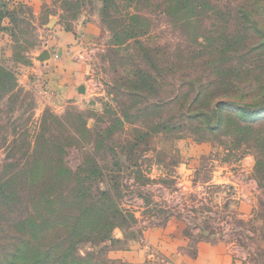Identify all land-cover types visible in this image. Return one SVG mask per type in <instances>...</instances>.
I'll use <instances>...</instances> for the list:
<instances>
[{
  "label": "rangeland",
  "instance_id": "1",
  "mask_svg": "<svg viewBox=\"0 0 264 264\" xmlns=\"http://www.w3.org/2000/svg\"><path fill=\"white\" fill-rule=\"evenodd\" d=\"M258 27L264 0H0V264H164L139 256L172 211L264 264V111L211 132L192 106L221 78L262 94Z\"/></svg>",
  "mask_w": 264,
  "mask_h": 264
},
{
  "label": "crops",
  "instance_id": "2",
  "mask_svg": "<svg viewBox=\"0 0 264 264\" xmlns=\"http://www.w3.org/2000/svg\"><path fill=\"white\" fill-rule=\"evenodd\" d=\"M60 36L66 43L71 37L68 34ZM74 65L71 61L57 60L50 55L49 61L38 67L43 70L48 68L55 71V74L52 75L46 69L48 74H44L48 87L53 91H58L66 85L71 88L70 85L74 82H71L70 79L78 80L77 72L72 69ZM74 74L76 78L73 77ZM190 219L192 218L172 211V216L167 219L165 225L148 229L145 233V246L139 256L140 259H143L139 262H154L162 257L159 261L164 264H241L239 263L242 262L241 260L239 262L236 260L235 248H230L229 244L210 235V230L204 231L201 226V223H206L204 217L196 220V222L199 221L197 226H194ZM192 239L195 240L193 244ZM145 250L147 253H144ZM245 255L247 258L248 255Z\"/></svg>",
  "mask_w": 264,
  "mask_h": 264
},
{
  "label": "trees",
  "instance_id": "3",
  "mask_svg": "<svg viewBox=\"0 0 264 264\" xmlns=\"http://www.w3.org/2000/svg\"><path fill=\"white\" fill-rule=\"evenodd\" d=\"M258 31L262 32L263 36H261V42H259L258 45L254 47V49L261 50L264 54V28L258 27ZM240 75H241L240 72H238L237 75H234V76L238 77ZM11 79H12L11 72L3 68L2 66H0V82L4 83L6 81L8 83V81H10ZM221 79L222 81L214 82V84L212 85L214 86L213 88L216 91L209 90V89H203L200 92L196 93L193 99V102H192V106L196 105V103L200 101V99L202 98V101L207 100L208 104L211 103L210 114L208 113L198 114L200 117L207 116L209 121H212L211 116L216 117L215 126L214 127L209 126L208 129L212 132L218 128H221L223 124H226V125L233 124L234 126L235 125L238 126L236 121H233L231 119L228 120L227 123H224L225 120L223 123L221 122L222 121L221 112L226 107L233 108L234 110H236L237 113H235V115L240 120V122L245 123V124H252V122H255L252 120H254L255 116L258 115L257 113L264 111V85L257 89V93L261 91L262 93L261 95L259 93L256 96H253L252 98L248 99L247 95L250 93L241 92L242 89L241 90L238 89L237 88L238 86L230 81H228L227 88H226V78L225 79L221 78ZM219 87H224L226 89L221 90ZM236 90H238L237 94H235ZM213 92L214 94H212ZM213 101H215V103ZM237 128H240V127L238 126ZM32 254H33L32 250L28 249L26 251L25 250L22 251L19 255L23 257V256H28V255L31 256Z\"/></svg>",
  "mask_w": 264,
  "mask_h": 264
},
{
  "label": "water",
  "instance_id": "4",
  "mask_svg": "<svg viewBox=\"0 0 264 264\" xmlns=\"http://www.w3.org/2000/svg\"><path fill=\"white\" fill-rule=\"evenodd\" d=\"M49 57H50L49 53L48 52H44V53L41 54V56L38 59H39V61L42 62V61H45V60L49 59Z\"/></svg>",
  "mask_w": 264,
  "mask_h": 264
}]
</instances>
